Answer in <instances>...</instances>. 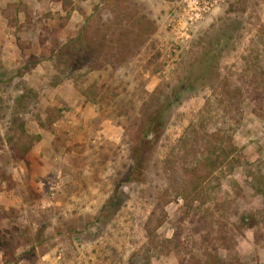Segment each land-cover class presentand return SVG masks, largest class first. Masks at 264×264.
I'll list each match as a JSON object with an SVG mask.
<instances>
[{"label": "rangeland", "instance_id": "374dc122", "mask_svg": "<svg viewBox=\"0 0 264 264\" xmlns=\"http://www.w3.org/2000/svg\"><path fill=\"white\" fill-rule=\"evenodd\" d=\"M180 7L0 0V264H264V0H222L187 38ZM223 31L217 74L165 110ZM79 32L90 56L58 57ZM15 129L40 135L18 161ZM194 166L213 172L189 204Z\"/></svg>", "mask_w": 264, "mask_h": 264}, {"label": "trees", "instance_id": "16d2710c", "mask_svg": "<svg viewBox=\"0 0 264 264\" xmlns=\"http://www.w3.org/2000/svg\"><path fill=\"white\" fill-rule=\"evenodd\" d=\"M146 27L138 29L139 32H133V40L136 43L141 42L140 35L144 33ZM226 37V33L223 31L218 36L210 37V40L204 45L203 51L199 53L198 56L194 58V61L190 64L187 75L181 79V86L179 89L174 90L172 98L166 97L163 104V108L168 111L169 108L181 103L179 99V93L190 92L189 88H193L194 83L199 80L200 83L209 81L212 76L217 74L218 61L224 48L223 38ZM130 38L127 37V40ZM223 39V40H222ZM223 41V42H222ZM223 44V45H222ZM90 49L88 42L86 40L85 34L79 32L75 37L68 39L65 43L58 46L55 53L58 57L66 58L69 60L83 59L84 57H89ZM39 61L33 60L32 64L35 65ZM82 95H86V92L81 91ZM163 114V113H162ZM47 119H52V114L49 112L47 114ZM154 124V122H153ZM40 139L38 134H30L23 130H14L11 137L9 138V150L12 159L18 161L22 160L31 150L34 143ZM213 170L201 171L197 166L186 169L185 177L187 183L186 197L185 199L189 204H192L197 200L203 191V185L206 179L212 174ZM163 215L166 214L163 213ZM163 220H160L158 225H160ZM33 249L29 251L32 252ZM5 261L10 264L9 261L12 260L11 257H7L8 254L4 252ZM11 264H17L15 260H12ZM178 264H184L182 260H179Z\"/></svg>", "mask_w": 264, "mask_h": 264}, {"label": "built area", "instance_id": "2783aa9c", "mask_svg": "<svg viewBox=\"0 0 264 264\" xmlns=\"http://www.w3.org/2000/svg\"><path fill=\"white\" fill-rule=\"evenodd\" d=\"M222 0H179L180 17L176 21L175 35L177 38H187L192 25L203 17Z\"/></svg>", "mask_w": 264, "mask_h": 264}]
</instances>
